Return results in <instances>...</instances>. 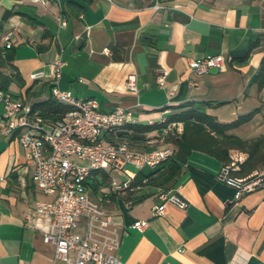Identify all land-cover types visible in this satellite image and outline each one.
Here are the masks:
<instances>
[{
    "label": "crops",
    "instance_id": "1",
    "mask_svg": "<svg viewBox=\"0 0 264 264\" xmlns=\"http://www.w3.org/2000/svg\"><path fill=\"white\" fill-rule=\"evenodd\" d=\"M216 53L221 69L196 74L187 64L188 57ZM263 56L264 0H0V89L29 104L51 96L52 64L60 57L58 87L96 98L103 111L130 107L143 124L191 103H203L220 122L253 111L229 131L250 138L264 131V85L253 79ZM160 68L171 94L155 81ZM33 71L43 74L32 78ZM131 72L138 92L125 86ZM5 127L0 101V264H54L53 245L26 220L37 199L51 196L31 179L19 130ZM131 132L132 147L158 145L157 128ZM221 164L191 152L175 184L187 204L165 202L163 214L151 213L162 202L155 195L131 197L126 206L114 193L105 207L118 227L121 262L264 264V183L236 195L216 177ZM140 219L148 225L131 226Z\"/></svg>",
    "mask_w": 264,
    "mask_h": 264
},
{
    "label": "built area",
    "instance_id": "2",
    "mask_svg": "<svg viewBox=\"0 0 264 264\" xmlns=\"http://www.w3.org/2000/svg\"><path fill=\"white\" fill-rule=\"evenodd\" d=\"M60 23L65 24V20L60 19ZM5 39L9 46L8 35ZM103 50H107L106 47ZM63 64L60 57L53 61L51 96L69 108L52 122L34 112L28 102L0 89L5 129L19 130V144L32 166L31 179L42 193L51 196L37 199L32 215H27L26 220L40 230L45 243L53 245L54 264H123L116 255L120 242L118 227L105 204L114 193L128 194L139 188L140 185L133 183L136 173L144 167L156 166L173 153V148L167 144L149 150L138 149L127 140L117 138L114 135L117 131L128 130L130 125L139 122L132 109L117 105L110 111H103L96 98L76 97L71 91L59 88ZM187 64L196 74H202L211 68L221 69L223 56L216 53L188 57ZM42 74V71H33L30 77L38 78ZM166 75V69H158L155 81L171 94ZM125 86L138 92L134 72L127 75ZM165 121L162 116L160 123L163 125L158 132L161 142L170 132L179 134L182 130L181 122ZM148 122L153 123L152 120ZM109 136H112L110 140ZM246 156V152L231 149L230 160L221 164L216 174L217 179L233 188L236 195L264 183V170L246 175L235 173ZM104 172L109 174L107 186L93 191L88 179L93 175L101 178ZM156 196L162 202L153 204L152 215L163 214L165 202L180 208L187 204L181 196L180 185L160 191ZM124 203L130 206L132 198L125 199ZM147 225V220L140 219L131 226L141 230Z\"/></svg>",
    "mask_w": 264,
    "mask_h": 264
},
{
    "label": "trees",
    "instance_id": "3",
    "mask_svg": "<svg viewBox=\"0 0 264 264\" xmlns=\"http://www.w3.org/2000/svg\"><path fill=\"white\" fill-rule=\"evenodd\" d=\"M254 81L257 82L259 88L264 85V56L261 60L259 69L253 76ZM209 104V103H206ZM264 107V97L262 99ZM34 112H37L44 120L52 122L60 118L63 113L68 110L69 106L61 102L55 101L52 96L47 100L31 104ZM253 111L239 116L237 119L229 122H220L215 116L207 113L204 109L203 103H191L188 105H180L177 110L166 115L165 122H181L182 130L179 134L170 132L163 142L169 144L173 148V153L159 162L152 168H142L133 179V183L140 185L139 188L129 192L128 197L144 185L149 180L159 179L160 185L163 186L161 191L168 190L177 183L183 164L187 157L193 151L204 152L221 163H226L230 160L229 150L238 149L247 153L246 158L240 163L239 169L236 172L238 175H246L253 169H264V131L250 138H241L240 136L229 132L231 129L237 127L242 122L251 117ZM163 123L143 124L136 123L130 125L128 130L117 131L116 135L119 139L132 141L131 129L134 132H144L157 128L158 132L161 130ZM113 135V134H112ZM158 139H159V135ZM112 136H109V140ZM136 140L139 138L133 137ZM147 138H145L146 140ZM153 147L142 149H153ZM145 178V181L142 179ZM109 174L104 172L100 177L95 175L88 179L92 185L93 191H96L99 186L107 185ZM134 198V197H132Z\"/></svg>",
    "mask_w": 264,
    "mask_h": 264
},
{
    "label": "rangeland",
    "instance_id": "4",
    "mask_svg": "<svg viewBox=\"0 0 264 264\" xmlns=\"http://www.w3.org/2000/svg\"><path fill=\"white\" fill-rule=\"evenodd\" d=\"M150 143H155L153 141H150ZM156 144V143H155ZM167 145L166 143H163L161 141L158 142V145H156L155 148H160ZM233 149V148H232ZM231 150V149H230ZM229 150V151H230ZM244 152V151H243ZM263 169V168H262ZM264 170V169H263ZM107 185H104L103 187H106ZM108 188V187H107ZM163 186L160 185L159 183V179L156 178L154 180H149L146 183H144V185H142V187L140 189H138V191L136 190L133 194L132 197L138 198L141 196H148V195H157L161 190H162ZM116 194V193H115ZM119 197H122L123 200L129 198L127 194L124 193H119L118 194Z\"/></svg>",
    "mask_w": 264,
    "mask_h": 264
}]
</instances>
